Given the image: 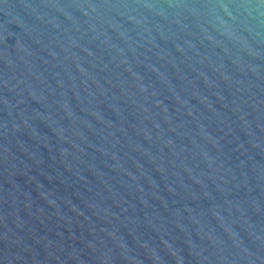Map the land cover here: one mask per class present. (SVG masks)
Listing matches in <instances>:
<instances>
[{"label":"water","instance_id":"water-1","mask_svg":"<svg viewBox=\"0 0 264 264\" xmlns=\"http://www.w3.org/2000/svg\"><path fill=\"white\" fill-rule=\"evenodd\" d=\"M0 264H264V0H0Z\"/></svg>","mask_w":264,"mask_h":264}]
</instances>
